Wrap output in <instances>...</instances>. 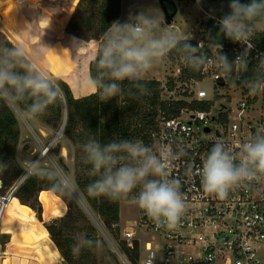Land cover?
<instances>
[{
	"label": "clouds",
	"instance_id": "clouds-1",
	"mask_svg": "<svg viewBox=\"0 0 264 264\" xmlns=\"http://www.w3.org/2000/svg\"><path fill=\"white\" fill-rule=\"evenodd\" d=\"M199 4V0H197ZM230 11L217 20L219 34L244 47L234 60L222 53V45L212 44L220 51L210 58L199 46H193L174 29L164 26L161 12L152 9L129 15L127 21L113 22L97 46L94 63L96 75L90 77L92 87L101 100L123 94L122 81H129L128 95L138 98L147 92L144 77L170 54L193 71L209 64L226 77L236 74L237 66L247 70L249 53L254 44L251 37L264 29V0H229ZM86 41L75 45L79 48ZM251 93L264 92V56L257 58L251 76L241 81ZM135 90V91H133ZM62 98V90L34 60L29 59L23 43H0V99L22 104L26 117L37 119ZM238 152L217 141L202 160L198 170L203 190L220 199L237 187L264 178V129L258 130L238 144ZM89 175L96 179L88 191L94 196L110 200L126 198L139 189L136 203L157 225L175 228L186 211L181 184L171 178L173 161L184 155L181 149L173 152L168 146L155 149L140 139H111L107 143L89 137L80 145ZM0 159V170L7 167ZM39 174L43 169L34 165ZM55 178V177H54ZM91 241L82 239L75 246L90 247Z\"/></svg>",
	"mask_w": 264,
	"mask_h": 264
},
{
	"label": "trees",
	"instance_id": "trees-1",
	"mask_svg": "<svg viewBox=\"0 0 264 264\" xmlns=\"http://www.w3.org/2000/svg\"><path fill=\"white\" fill-rule=\"evenodd\" d=\"M242 2H247V0H242ZM228 5L229 0H206L204 2L206 10L216 19L230 11ZM121 12L122 0H80L66 29L83 41L93 38L101 39L110 25L120 18ZM85 29L91 32L86 33ZM199 30L202 32V36L191 38L189 42L193 46H199V42L203 40L202 51L205 53L211 54L214 47L212 42L225 46L231 41L219 34V25L215 24V19L201 22ZM254 39L259 47L264 49V29L257 31L254 34ZM0 43H6L9 46L13 44L8 38L1 36ZM96 50L97 48L90 51V55H87L88 52L72 54L67 67L63 70H60L55 63L54 56L51 60L38 59L42 64L55 71L56 80L64 84L74 98L64 86L57 83L62 90L61 100L50 106L46 113L37 120L57 130L66 118L63 132L71 142L79 162L75 172L77 186L88 207L111 229L113 223L120 221L121 203L125 198L110 200L107 197L94 196L89 193L88 186L96 177L89 175L91 166L85 163L80 145L89 137L97 139L101 143L119 138L140 139L148 144L151 141V134L157 129L160 116L172 117L178 115L185 107L205 108L207 105L197 101L188 103L185 98L163 99V84L156 78L143 79L142 83L145 84L147 92L138 98L128 95L130 82L125 80L121 82V87L124 89L123 94L110 100H101L99 93L92 87L89 80L90 77L96 75L94 63ZM222 53L226 54L230 60L235 59L234 53L230 49L223 48ZM78 55L82 56L78 57ZM168 57L171 61L177 60V65H179L180 74L177 80L181 82L202 81L205 78L202 69L191 70L175 54H170ZM81 58L86 59L85 64L81 65L82 69L79 71L77 81L72 82L69 79L70 74L75 70L77 60H81ZM254 67L253 63L249 65L243 80L251 76ZM174 82L173 79H170L167 83L169 88H174ZM183 95L187 97V92ZM14 106L24 112L22 104H15L8 99H0V159H3L8 165L5 169L0 170L1 195H5L25 172L18 158L21 125ZM13 199L16 202V207L8 209L5 217L10 224V228L6 230L16 233L12 242L8 244L9 250H13L12 248L20 243L16 242L18 240L23 241L24 245L32 243L35 230L42 232L40 230V222H42L45 231L42 232L41 237L50 236L65 264H121L116 254L103 242L101 244L96 234V227L56 174L47 170H43L39 174L32 173L19 185ZM54 214L60 216L53 217L52 220H45ZM16 222L18 224L14 225ZM76 229L85 232L82 239L91 241L90 247H81L78 251L75 250V246L80 241L75 235ZM22 243L20 244L22 245ZM124 250L133 264H139L137 249L129 251L124 247ZM18 256L23 258L21 255ZM23 264H26L25 260Z\"/></svg>",
	"mask_w": 264,
	"mask_h": 264
},
{
	"label": "built area",
	"instance_id": "built-area-1",
	"mask_svg": "<svg viewBox=\"0 0 264 264\" xmlns=\"http://www.w3.org/2000/svg\"><path fill=\"white\" fill-rule=\"evenodd\" d=\"M171 1L192 4L205 21L215 19L217 24L218 19L204 7L206 0H199V4L197 0ZM251 43L254 47L249 53L246 71L237 66L236 74L229 78L213 63L202 68L205 74L202 81L181 82L191 87L183 92H187V97L181 98L188 103H204L205 108L188 106L176 116L158 118L151 146L155 149L168 146L173 152L183 149L185 153L173 161L171 178L180 181L186 211L172 229L157 225L140 207L135 221L127 222L123 228L120 221L113 223L110 236L100 225L124 264H133L124 247L129 251L138 250L139 264H264V178L237 187L226 198L220 199L203 190L198 174L203 158L215 142L223 141L238 152V144L264 129V92L253 94L241 84L249 65L256 66L257 58L264 56V49L256 43L254 35ZM198 45L202 50L203 40ZM244 47L230 41L222 49H230L236 58ZM218 50L214 46L211 54H206L214 58ZM178 70L180 74L179 67ZM206 79L213 82L211 91L197 86ZM164 93L171 97L174 91L166 86L162 96ZM48 152L49 146L43 155ZM32 173L31 167L5 195L0 194V264H23L24 260L28 264H37L24 255L19 258L20 254L9 250V243L4 240L7 230L2 227L10 200Z\"/></svg>",
	"mask_w": 264,
	"mask_h": 264
},
{
	"label": "rangeland",
	"instance_id": "rangeland-1",
	"mask_svg": "<svg viewBox=\"0 0 264 264\" xmlns=\"http://www.w3.org/2000/svg\"><path fill=\"white\" fill-rule=\"evenodd\" d=\"M79 1L80 0H0V36L8 38L13 44L16 42L23 43L28 52L29 59L34 60L39 68L43 69L56 81V83L64 86L68 92L69 90L65 85L56 80L55 71L51 67L42 64L38 59L51 60L52 56H54L53 59L55 63L60 70H63L67 67L68 60L72 54H76L77 52H88L87 55H90L89 52L95 50L102 42L103 38H93L86 40V43L78 49L75 48V45L83 41V39L71 34L66 28L76 11ZM172 2L177 7V13L170 24L166 22V14L163 10L161 0H122V12L117 21L123 23L128 20L130 14L135 15L140 11L152 9L154 12L158 11L163 14L165 27L174 29L185 38H200L202 32L199 30V26L201 22H205L204 16L200 14L199 10L192 4L185 5L182 3L179 4L176 1ZM84 31H86V33L91 32L88 29ZM81 56L82 55H78V57ZM85 60L86 59L83 60V58L77 60V66L70 74L69 78L72 82L77 81L79 71L82 69L81 65L85 64ZM178 67L177 60L171 61L170 58L167 57L154 67L144 79H160L164 87L163 90L166 86L169 88L167 83L170 79H173V81H175L174 88L172 89L174 94L170 97L168 93H164L162 98L176 99L178 97H185L183 92L187 89L189 90L191 87L182 85L181 81L177 80L179 76ZM197 86L211 91L213 82L211 79H206ZM69 93L73 97L72 93ZM14 108L21 125L18 158L24 167V174L31 167L34 173L35 164H39L43 170L56 174L70 194L79 202L92 224L96 227V234L101 244L103 242V244L115 253L107 237V234L110 236L112 232L104 224L103 220L88 207L77 186L75 172L79 162L75 156L71 142L64 135V128L61 130L62 126L65 127L66 118H64L60 128L55 130L42 121L26 117L22 110L15 106ZM59 131H61L60 137L56 138ZM146 145L151 146V141ZM48 146L49 152L43 155L44 149ZM63 148L66 149V154H63ZM24 174L21 177H23ZM138 191V188L134 189L121 203L120 223L122 224V228L127 222H133L139 217V206L135 199ZM12 207H16L14 199L10 201L8 209ZM59 216L58 214L53 215L55 218ZM5 217L6 214L2 227L8 229L10 228V224ZM53 217H49L47 220H52ZM40 223V230L44 232L45 228L43 223ZM16 224L18 223H14V225ZM100 225L104 227L107 234L100 228ZM42 232L35 230V233H33V242L30 244L24 245L22 243L23 241H16L22 243V245L19 243L12 248V251L15 254L30 258V261H35L37 264H65L63 257L50 236L41 237ZM15 234V232L7 230V233L4 235L5 242H12L11 240L14 239ZM84 234V231L76 229L75 235L79 240H82ZM139 235L142 236L141 233ZM116 256L119 262L124 264V261L120 259L118 255ZM28 263L29 262L26 261V264Z\"/></svg>",
	"mask_w": 264,
	"mask_h": 264
},
{
	"label": "water",
	"instance_id": "water-1",
	"mask_svg": "<svg viewBox=\"0 0 264 264\" xmlns=\"http://www.w3.org/2000/svg\"><path fill=\"white\" fill-rule=\"evenodd\" d=\"M162 2V7H163V10L166 14V22L168 24L171 23L172 19L174 18L175 14L177 13V7L174 5V3L172 1H168V0H161ZM64 128V126L61 127V130ZM60 132L59 131L57 133V136L56 138L60 137Z\"/></svg>",
	"mask_w": 264,
	"mask_h": 264
},
{
	"label": "bare ground",
	"instance_id": "bare-ground-1",
	"mask_svg": "<svg viewBox=\"0 0 264 264\" xmlns=\"http://www.w3.org/2000/svg\"><path fill=\"white\" fill-rule=\"evenodd\" d=\"M63 151H64L63 154H66V149L63 148ZM12 199H13V198H12ZM12 199H11V200H12ZM11 200H10V201H11ZM9 203H10V202H9ZM8 206H9V204H8ZM7 210H8V207H7Z\"/></svg>",
	"mask_w": 264,
	"mask_h": 264
},
{
	"label": "crops",
	"instance_id": "crops-1",
	"mask_svg": "<svg viewBox=\"0 0 264 264\" xmlns=\"http://www.w3.org/2000/svg\"><path fill=\"white\" fill-rule=\"evenodd\" d=\"M173 20V19H172ZM158 80H160V79H158ZM161 81V80H160ZM50 192V191H49ZM53 217V216H52ZM44 218H45V216H44ZM45 220H47V218H45Z\"/></svg>",
	"mask_w": 264,
	"mask_h": 264
}]
</instances>
